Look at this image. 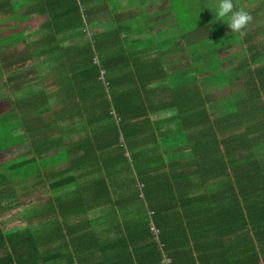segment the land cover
Returning a JSON list of instances; mask_svg holds the SVG:
<instances>
[{
  "label": "trees",
  "instance_id": "16d2710c",
  "mask_svg": "<svg viewBox=\"0 0 264 264\" xmlns=\"http://www.w3.org/2000/svg\"><path fill=\"white\" fill-rule=\"evenodd\" d=\"M60 1L53 0V6H58ZM66 3L55 9L44 5L50 8L51 16L55 14L53 21L45 20V24L53 25L54 34L57 31L55 19L63 18L68 26L74 22L86 23V17L82 21L80 14H76L79 10ZM22 4L23 1L18 0V5ZM16 10L12 0H0V24L12 20ZM139 14L140 11L133 17L137 19ZM160 21L156 18L137 27H153ZM191 25L188 22L177 25L180 38L186 40L191 35L193 39L188 44L190 54L175 59L183 62L175 63L173 68L167 61H157L160 52L154 56L148 71L136 53L124 57V51L120 50L108 55L106 50L112 45H108L109 39L114 38L107 37L111 35L106 33H113V29L96 41L94 49L90 40L86 42L80 52L83 69L72 76L65 75L67 92L77 90L66 103L64 113L75 112L81 118L76 141L79 154L73 158L69 154L71 149L60 141L57 144L62 149L51 154L47 148H53L55 143L47 133L39 140L34 137L32 150L40 152L41 148H46L45 156L54 154L42 167L64 163L59 168H48V172H43L44 178H41V168L37 169L39 178L34 182H41V188H34L31 193L48 191L47 197L42 198L45 206L36 215L40 220L34 223L33 217L27 218V226L10 229L8 234L0 231V264H42L48 257L62 259L63 264H95L96 258L91 257L95 250L101 254V264H165L164 259L172 264L259 262L263 252L259 250L257 257L255 252L252 257L250 253L256 240L264 243V188H258L253 179L258 171L264 170V159L254 157L255 150L264 153V139H259L264 138V67L258 70L257 77L246 80L248 94H234L231 105L224 101L216 103L214 99L218 98L213 96L211 102V85L217 83L218 87L222 71L218 59L210 75H198L209 71L203 64L217 47H199L196 37L188 31L192 30ZM9 27L11 25L2 31ZM79 33L83 35L87 30ZM46 35L52 34L46 32ZM7 37L12 40V34ZM178 44V49H182L183 42L180 40ZM21 51L19 56L26 54ZM92 51L98 52L99 63L94 62ZM68 59L72 58L68 55ZM1 60L6 66L13 62L6 61V57ZM108 63H113L114 68L110 69ZM171 75L176 76L175 80ZM17 76H8V80L0 82V93L5 88L1 95L9 98L8 90L13 88L11 82ZM102 78H108L107 99H103V88H98ZM157 79L155 84L153 81ZM199 82H205L208 88L201 87ZM202 90L207 92L202 93ZM96 95L99 96L96 98ZM74 105L78 108L73 109ZM76 114L68 115L70 121L64 128H53L59 140L63 141L61 130L71 128ZM2 120L1 127H6L11 134L9 121L5 117ZM57 120L60 119L54 116L49 122ZM10 136L0 132L1 142L11 141ZM257 140H262L259 147L255 144ZM9 146L8 142L1 144L3 148ZM24 154L1 164L0 183L6 179H10V183L11 180L23 182L34 174ZM118 169L128 173L124 182L129 188L136 180L144 182L145 202H142L141 212L126 208L127 216L135 219V223L122 227L120 222L116 237L107 245L112 239L106 240L107 235L86 227L90 219L85 213L92 205L104 201L108 181L119 180L114 173ZM74 171L75 174L69 173ZM103 172L110 176L103 177ZM243 178L248 180L243 181ZM3 198L17 201L12 190L4 193ZM113 199L119 205L128 206L120 198ZM5 209L0 206V213ZM119 209L114 207L110 212L117 216L124 213ZM248 229H252L255 240L243 237L225 247L230 239ZM234 246L241 248V260L231 253ZM59 247L64 248L63 254ZM219 252L226 256L221 258L225 261L218 259Z\"/></svg>",
  "mask_w": 264,
  "mask_h": 264
},
{
  "label": "crops",
  "instance_id": "0c3cea01",
  "mask_svg": "<svg viewBox=\"0 0 264 264\" xmlns=\"http://www.w3.org/2000/svg\"><path fill=\"white\" fill-rule=\"evenodd\" d=\"M22 1L23 4L19 6L18 0H12L13 7H17L16 13L18 17H13V15L12 20L5 22L6 26L11 25V27H9L10 29L2 31L4 27L1 26L5 24H0V33H3L1 36H4L6 33L9 34L11 32H18V36L10 40V45H0V53H3L1 55L2 58L6 57V61L7 59L13 61L9 66H6V63H3L0 56V61L2 64V75H0V82H2L1 78L3 77V70L6 71L5 81L9 79L8 76L13 77L15 74L18 75L17 78L11 82V84H13V88L8 90L9 98L6 97V95L0 94V114L4 115L2 117H5L9 121L10 133L12 135H16V137L24 139L26 144L23 145L24 147L21 145L23 148L18 145L20 141L13 143L6 148L1 147L0 144V165L7 164V162L20 157V155L24 153H27L28 149L34 146V137L39 140L44 133H47V137L53 140L55 143L53 148H47L50 153H55L61 148V146L57 144L60 141L61 143L63 142L62 145H67L65 148L69 147L71 149V153L69 154L73 155V158L78 156L79 150L76 151L78 146L76 141L79 140L78 136L80 134V130L79 126L77 125H79L81 118L75 112L64 113V110L66 109V103L69 100H72L74 94H77V90L75 89L74 91H70V94L67 92L65 83L67 82L68 77L65 75L72 76L74 73L80 72L83 69V63L80 62V52L84 48L86 42L89 40L91 42V48L94 49V46H96V41H98L100 37L111 35L107 37H112L114 39H109L110 41L108 42V45L110 43H112V45L108 47L106 53L108 55H112L115 52L123 50L124 57L131 55V53H136L137 56L142 59V65L145 66L143 68L146 71L149 70V67L151 66L149 64H151L154 56H156L154 53L158 54V52H160L161 57L158 58L157 61H167L170 68H173L175 63L179 65L181 62H183L182 59L179 62L177 60L175 61V59H178V57L185 54H190L188 44L191 42L190 40L193 39V37L188 35L187 39L183 40V38H180L181 36H179L178 31L175 32L176 30H179L177 29L179 20L177 16H175V11L171 7L170 3L172 1L168 4L166 9H162L164 7L159 8L160 11H157V14L156 10L151 12L152 8L154 9L155 5L156 7L165 5L166 1L168 0L160 1L161 4L148 5L147 7H144L146 12H142L143 14H147L148 11L151 12L150 15L144 19V22H150L156 18H159L161 21L156 27H154L155 25L153 27H148L147 25L144 27L145 43L143 42L141 44L139 42L135 43L133 41V39H136L137 34L140 33V28L134 25L136 17H128L127 13H122L121 11L119 16L115 13L112 15L109 14L112 12L111 7L116 8V10H123V8H118L119 5L117 1L61 0L59 5L56 7L60 8V5L67 1L66 5H73L79 10V12H76V14H80L82 21H84L86 17V23L74 22L72 25L68 26L63 18H59L57 20L55 19L54 24L57 26V31L55 34L52 30L53 25L50 26V24H45V20L50 18L53 21L54 19L55 14L52 16L50 15V8H56L53 6V0ZM130 1H132L133 4L135 2H137V4L141 3L139 0H125L126 5ZM145 1L146 0H144V2ZM204 3H207L208 6H205L203 11L198 9V15L189 12L192 14V18L189 19L188 23L192 24L191 26L193 27L192 30L188 31L196 37L199 42V47H217L214 52L216 58L220 59L219 65L220 70L222 71L219 73L220 81L218 87L217 83H213L211 85L209 99L212 102L211 97H217L218 99L215 98L214 102L222 103L223 97L231 96L229 100L224 101L227 102L226 104L231 105V100L234 94H248L245 89L246 80L249 77H257V73L261 68V64H264V0H233L234 6L244 8L245 10L249 11L252 16V19L248 25L242 29L243 34L231 32L224 22H222L220 19H215V0H207ZM44 5L50 8L47 9L44 7ZM135 6L136 4L130 7ZM169 7L171 8L170 10ZM141 10L142 8H137L136 12ZM136 12L134 15H136ZM0 14H2V12ZM106 16L111 17L114 20V27L112 28L113 33H106V29H108L109 26H113L106 22ZM162 17L164 18L162 19ZM173 19L175 23L174 26H162L163 23H172ZM196 22H199L197 26L194 24ZM159 27L163 28L164 30L162 32H158ZM84 29L87 30V33H83V35H81L79 32L83 31ZM46 32L52 35L48 37ZM168 36H173V41L167 45H163L164 37L167 38ZM36 37L39 38L36 39ZM180 40L183 42V47L179 50L178 43ZM218 40L220 42H217ZM209 41H211L213 44L210 45ZM5 49H8L7 53H4ZM65 49L70 50L68 52ZM20 50H22L21 53L26 54L19 56ZM179 53L182 54L177 56ZM92 54L94 62L99 63L100 56L98 52L94 54L92 51ZM194 54L195 53H191V55ZM53 55L55 56L53 57ZM68 55L72 59H68ZM191 55H188L189 57L187 59H190ZM41 62H43V64ZM40 63L45 65L43 67L42 74H40L39 70L37 69V65ZM108 66L110 69L114 68L113 63H108ZM24 68H27L26 72H22ZM62 70H64V72H62ZM212 72L213 70H209L207 73H203L201 76L210 75ZM88 74L91 73L89 72ZM60 76H63L62 79H59ZM174 76L175 75H171V77L175 80ZM227 76H231L229 77L230 79H228ZM157 81L158 79L154 80L153 82L156 84ZM199 84L203 88H208L209 86L205 82H199ZM73 86L78 87L75 85ZM8 91L6 92L8 93ZM206 92V90H202V93ZM77 108V105L73 106V109ZM51 112H54L55 114L52 115ZM72 114H76V116L71 121V128L69 130H61L63 132V141H61L59 140V134L53 131V128H64L67 126L70 121L68 115ZM54 116H57L60 120L49 122V119ZM50 132H53V134L48 135ZM255 142L256 146L259 147L258 143H261L262 140H257ZM1 143H5V141ZM259 153H261L259 150H255L254 157H260V159H264V153H261L263 155H260ZM5 154H7V158H5ZM63 163L58 164L56 162L52 163L51 165L41 167V178L45 177L43 172H48V168H54L57 166L59 168L60 164L62 165ZM69 173L75 174V171ZM114 173L117 174L119 180L117 182H109L107 180L108 184L106 185L105 190H107L108 194H106V197L103 199L104 201L100 202L99 204H94L95 206L92 205L87 209V211L89 209H96V211L91 214L97 216L100 219V223L103 225L102 227L104 229L105 227L109 228L107 232L106 230L101 233H98L99 231L97 232L101 235H107V237L104 238L106 240L112 239V241L107 242V245L108 243L113 242L114 237H116V228L120 222L123 223L122 227L135 223V219L129 218L127 216L128 213L126 208L132 210L133 212H141V208L143 207L142 202H145V200L143 201L144 182L136 180L135 185L129 188L127 183L124 182L126 181L128 173H121V169L116 170ZM102 174L103 177L110 176V174L107 172H103ZM120 174L122 177H120ZM134 175H136V172H134ZM37 178H39L38 175L34 173L30 175L28 180L23 182L11 180L10 183V179H6L4 182L0 183V194H2L0 206L16 201L15 199H3L4 193L2 192H6L8 190V192H6L7 194L10 190H12L15 194H17L16 192L20 190V187H24L23 184H25V182H30V184L33 185V189L37 188L41 183L34 182ZM78 179H81V176L77 177V180ZM253 179L255 180L254 184L258 188H264V170L258 171ZM247 180L248 179L243 178V181ZM30 188L31 186L27 187V190ZM113 198L122 199L128 203V206L125 207L123 204H117V201L115 202V199ZM114 207L120 209L122 208L124 213L118 214V216L112 215L110 210ZM87 211L85 214H87ZM11 221L12 224L8 223ZM8 222L5 224L6 229H8L6 226H9V228H19L25 224V222L14 219L12 216ZM91 230L95 231L94 229ZM240 235L241 238H239ZM240 235L239 237L235 236L234 238L230 239L225 244V247L233 245V241L234 243H237V239H242L243 237H250V239L255 240L252 229L241 231ZM234 247L235 248L231 253L235 254L241 260V248L238 246ZM251 247V257L253 256V252L256 253V257L259 254V250L263 252V254L259 256V262L256 264H264V243H258V240H256ZM58 250L61 251L62 254L64 253L61 247H59ZM225 252L228 253V251ZM100 256L101 254L99 251L95 250V253L91 256L92 258H96L94 260L95 264H101L102 260L100 259ZM224 257L226 256L222 255V253L220 254L219 252L218 259L221 261L223 260L221 258ZM42 264L63 263L62 259L55 260L53 257H48ZM233 264L238 263L233 262Z\"/></svg>",
  "mask_w": 264,
  "mask_h": 264
},
{
  "label": "rangeland",
  "instance_id": "374dc122",
  "mask_svg": "<svg viewBox=\"0 0 264 264\" xmlns=\"http://www.w3.org/2000/svg\"><path fill=\"white\" fill-rule=\"evenodd\" d=\"M113 1H117L118 5H119L118 8H123V10H116V8L111 7L112 12L109 13L110 15L115 13L116 15L119 16L120 15V11H121L122 13H124V12L127 13L128 17H132V16H134L137 8H142V10L140 11L141 14H139L140 17L138 16V18L136 19V22L134 23V25H136V26H139L140 23H143L144 19L146 17H148L151 12L156 10V14H157V11H160L159 8L164 7L162 9H166L168 4H169V0L166 1L165 5H162L160 7H156L155 4H161L160 1H163V0H146L145 2H142L140 4H137V2H135L133 4L132 1H130L127 5L125 3V0H113ZM206 1L207 0H172L171 7L175 11L179 22L181 24H185L186 22L189 21L190 18H192V14H195V15L199 14V12H198L199 10L198 9L203 11L205 9V6H208L207 3H204ZM135 4H136L135 7H130V6L135 5ZM148 5H155L156 8L154 7V9L152 8L151 12L148 11L147 14H143L142 12H146V9L144 7H147ZM170 9L171 8L169 7V10ZM189 12L192 13V14H190ZM13 17L17 18L18 17L17 13ZM106 22H108L110 25H113V26H109V28L106 29L107 32H111L112 28L114 27V20L111 17L106 16ZM194 24H195V26H197L199 24V22H196ZM174 25H175V23H174V19H173L172 23H163L162 26L171 27V26H174ZM5 26H6V24L1 26V27H5ZM156 26L157 25H155L154 27H156ZM201 29H202V27H201ZM163 30H164L163 28L159 27L158 32H162ZM175 32H177V30ZM2 34L3 33L1 32L0 36ZM10 34H12V38H15V37L18 36V32H14V33L11 32ZM38 38L39 37H36V39H38ZM133 41L135 43L139 42L140 44L143 43V42L145 43L144 29L140 28V33L137 34L136 39L135 40L133 39ZM172 41H173V36H168L167 38L164 37L163 45H167V44L171 43ZM0 42L3 43V45H10V43H9L10 40L7 37V33L2 38H0ZM217 42H220V41L218 40ZM209 44L212 45L213 43L211 41H209ZM7 50L8 49H5L4 53H7L8 52ZM154 54L157 55L156 53H154ZM180 54H182V53L177 54V56H180ZM54 56L55 55H53V57ZM208 58H209V60L204 62L203 68H205V70H212L214 68V66H215V63H216V56H215L214 52H213L212 56H211V54L208 55ZM218 61H220V59H218ZM44 62H46V61H44ZM41 63L43 64V62H41ZM41 63L37 65V69L39 70L40 74L43 73V67L45 66V65H42ZM261 67H264V64L261 65ZM26 70H27V68H24L22 70V72H26ZM3 71H4L3 77L1 78L2 82L5 81V77H6V71L5 70H3ZM199 76H201V75H198V77ZM100 80H101V86L98 87V88H103V90L105 91V93H104L105 97L103 99H107L108 98L107 88L109 87L108 83H107L108 82V78H102ZM2 92H3V90H2ZM238 95H241V93H239ZM97 96H99V95H96V98H97ZM83 98H84V101H85L86 96L83 95ZM230 98H231V96H225V97L222 98V101L229 100ZM2 118L3 117L1 116V118H0V127H1V125L3 123ZM77 126H79V125H77ZM0 131L4 135L5 134L6 135H11L10 136L11 141L8 142V141L4 140L5 142H8L10 145L15 143V142H18V141H20V143L18 144L19 146H21V145L23 146L24 144H26L24 139H22L20 137H16V135H14V134L13 135L9 134V130L6 127L2 126L0 128ZM0 144H2V143H0ZM61 149L62 148H60L59 150H61ZM47 153H48V151H47L46 148H41L40 152H36V151L32 150V147L28 149L27 153L25 154V158H26V162L28 163V165L32 167V173H33V171H34V173H36L37 169H40L42 167V164L49 157L54 155L53 154V155H46L45 156V154H47ZM6 156H7V154H5V158H7ZM0 171H2V166L1 165H0ZM30 186H32L30 184V182H26L24 187H22L18 192H16L17 193L16 194V196H17V201L16 202L18 204V205L14 206L16 208H13V210H11L10 212L5 213L4 215H2L4 217H2L0 215L1 216L0 217V231L5 232L6 234H8L9 230L7 231V229L5 228L4 223L8 222V220L10 219L11 216L14 219H17V218H25V219L30 218V219H32V217H33L34 223H37L40 220V218H38L36 216L37 213L39 212V209H40V205H38L37 203L40 202V200L42 198L47 197L48 191H46V189H45V191H43V192L38 191L37 193L30 194V196L27 197V194H26L27 193V187H30ZM37 188H40V186H38ZM6 192H3V193L6 194ZM1 197H2V194H0V199H1ZM6 197H7V195H6ZM115 197H116V195H115ZM12 203L13 202L5 204V205L11 206ZM32 203L35 204V205L34 206L32 205V206L29 207V205H31ZM95 211H96V209H89L87 211V214L88 215L90 214L91 217H89L87 215V217L90 219L89 220L90 224L89 225H85V226L86 227L91 226L93 229L97 230V232L99 231V233H101V232L105 231V229L102 227L103 225L100 223V219L97 216L91 214V213H94ZM8 223L12 224V221L8 222ZM6 227L9 228V226H6ZM86 234H88V233H86ZM164 262H166L168 264H172L170 262V260H167V259H166V261L164 259Z\"/></svg>",
  "mask_w": 264,
  "mask_h": 264
},
{
  "label": "clouds",
  "instance_id": "9594fccd",
  "mask_svg": "<svg viewBox=\"0 0 264 264\" xmlns=\"http://www.w3.org/2000/svg\"><path fill=\"white\" fill-rule=\"evenodd\" d=\"M214 15L216 17L215 19H220L222 22H224L231 32L239 33V34H243L242 29H244L252 19L250 12L245 10L244 8L234 6L233 0H215ZM32 189H33V185L31 186L29 190H27V193H26L27 197L30 196V194L34 193V192L31 193ZM12 204H15V202H13ZM37 204L40 205V208L45 206V203L42 199ZM15 205H18L17 202ZM15 205H12V206L3 205L7 209L1 212V216L4 215L6 212L7 213L10 212L11 210H13V208H16L14 207ZM32 205L34 206L35 204L32 203L31 205H29V207ZM17 220L25 222L24 225H26L28 222V219H25V218H17ZM6 223H4V225ZM13 228H16V227H11V228H8L7 230H10Z\"/></svg>",
  "mask_w": 264,
  "mask_h": 264
},
{
  "label": "built area",
  "instance_id": "2783aa9c",
  "mask_svg": "<svg viewBox=\"0 0 264 264\" xmlns=\"http://www.w3.org/2000/svg\"><path fill=\"white\" fill-rule=\"evenodd\" d=\"M165 264H168V263L165 262Z\"/></svg>",
  "mask_w": 264,
  "mask_h": 264
}]
</instances>
